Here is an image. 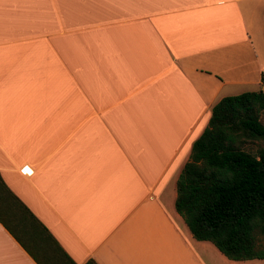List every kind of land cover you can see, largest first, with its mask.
Masks as SVG:
<instances>
[{"label": "crops", "instance_id": "0c3cea01", "mask_svg": "<svg viewBox=\"0 0 264 264\" xmlns=\"http://www.w3.org/2000/svg\"><path fill=\"white\" fill-rule=\"evenodd\" d=\"M262 19L264 0H0V180L73 264H264L173 206L211 107L260 87ZM0 264H36L1 223Z\"/></svg>", "mask_w": 264, "mask_h": 264}, {"label": "trees", "instance_id": "16d2710c", "mask_svg": "<svg viewBox=\"0 0 264 264\" xmlns=\"http://www.w3.org/2000/svg\"><path fill=\"white\" fill-rule=\"evenodd\" d=\"M261 111L260 89L216 102L175 181L174 210L193 240L211 243L230 261L264 260ZM0 223L36 264H73L1 180Z\"/></svg>", "mask_w": 264, "mask_h": 264}, {"label": "rangeland", "instance_id": "374dc122", "mask_svg": "<svg viewBox=\"0 0 264 264\" xmlns=\"http://www.w3.org/2000/svg\"><path fill=\"white\" fill-rule=\"evenodd\" d=\"M264 19H262V22L260 21V23L257 24V29L254 27L250 33L252 36V40H253V45L257 54V66L260 70V74L264 75ZM251 26L253 27V24L251 23ZM264 77H261V79ZM260 79V82H261ZM257 79H254L253 76H249L247 77V81L252 82L250 83H246L242 88H241V92H250V91H254L258 88L257 85L253 84V82H255ZM262 83V82H261ZM260 83V85H261ZM260 88V87H259ZM259 122L264 125V111H261L259 114ZM255 148V145H254Z\"/></svg>", "mask_w": 264, "mask_h": 264}, {"label": "built area", "instance_id": "2783aa9c", "mask_svg": "<svg viewBox=\"0 0 264 264\" xmlns=\"http://www.w3.org/2000/svg\"><path fill=\"white\" fill-rule=\"evenodd\" d=\"M259 89H260V91H261L262 93H264V81L261 83Z\"/></svg>", "mask_w": 264, "mask_h": 264}]
</instances>
